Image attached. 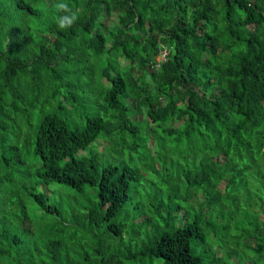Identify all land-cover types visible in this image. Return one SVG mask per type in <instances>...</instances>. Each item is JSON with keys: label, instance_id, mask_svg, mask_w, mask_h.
<instances>
[{"label": "trees", "instance_id": "obj_1", "mask_svg": "<svg viewBox=\"0 0 264 264\" xmlns=\"http://www.w3.org/2000/svg\"><path fill=\"white\" fill-rule=\"evenodd\" d=\"M56 2L0 0V264H264V0Z\"/></svg>", "mask_w": 264, "mask_h": 264}, {"label": "clouds", "instance_id": "obj_2", "mask_svg": "<svg viewBox=\"0 0 264 264\" xmlns=\"http://www.w3.org/2000/svg\"><path fill=\"white\" fill-rule=\"evenodd\" d=\"M54 6L59 12L64 13L63 15H59L56 18L57 26L61 30L67 29L68 27H71L78 20V15L72 11V9L69 7V5L67 3L64 2V0H57V2L55 3ZM161 50L162 49H160V51ZM160 51H159V54H158L157 59H156L157 63L152 65L151 66L152 68L158 67L161 62H163L167 59V57H166L165 60H159ZM168 53H169V51H168ZM168 53H167V55H168Z\"/></svg>", "mask_w": 264, "mask_h": 264}, {"label": "rangeland", "instance_id": "obj_3", "mask_svg": "<svg viewBox=\"0 0 264 264\" xmlns=\"http://www.w3.org/2000/svg\"><path fill=\"white\" fill-rule=\"evenodd\" d=\"M91 94V93H90ZM73 110V109H72ZM34 113H35V115H34V117H37V116H39V118H40V115H39V111H40V107H36L34 110ZM83 109L80 107V106H78L77 105V108L74 110V111H72V114L71 115H69V122H68V124L71 126V127H73V126H75V124L76 123H78L79 121H80V115L79 114H83ZM62 116H64V114H62ZM178 123V122H177ZM177 123H175V124H177ZM97 145H100V144H102L101 143V141H97ZM170 174H172V175H174L173 173H170ZM223 187V184H221V186H220V188H222ZM48 192H49V190H47ZM212 218H211V222H213L214 224H216V226L220 229V228H222V224H224L225 223V221L228 219V217H225V218H221V217H216V214H214L213 216H211ZM232 222H234V220H232ZM219 249V248H218ZM220 252V251H219Z\"/></svg>", "mask_w": 264, "mask_h": 264}, {"label": "built area", "instance_id": "obj_4", "mask_svg": "<svg viewBox=\"0 0 264 264\" xmlns=\"http://www.w3.org/2000/svg\"><path fill=\"white\" fill-rule=\"evenodd\" d=\"M167 53H168L167 49H162L160 51L159 60H165L167 57Z\"/></svg>", "mask_w": 264, "mask_h": 264}]
</instances>
